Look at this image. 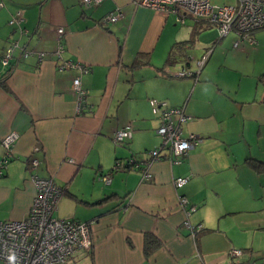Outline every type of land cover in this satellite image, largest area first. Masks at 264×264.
<instances>
[{
    "label": "crops",
    "instance_id": "1",
    "mask_svg": "<svg viewBox=\"0 0 264 264\" xmlns=\"http://www.w3.org/2000/svg\"><path fill=\"white\" fill-rule=\"evenodd\" d=\"M2 1L0 56L12 40L33 53L23 56L15 49L8 74L0 64V140L12 130L19 135L0 176V219L27 214L36 195L35 173L64 188L56 216L91 224L92 252L77 249L66 264H261L264 32H251L254 43L246 38L237 47L230 32L212 55L217 32L209 41L199 40L198 21L189 19L185 33L174 28L172 13L136 6L134 0L89 6L80 0ZM17 10L22 21L10 24ZM118 10L115 21L100 23ZM59 26L62 57L86 62L88 72L56 68ZM189 45L198 48L193 60L186 54ZM209 49L197 76L177 75L183 68L194 71L195 60ZM37 51L44 52L41 60ZM76 76L86 90L79 112L72 88ZM150 98L183 106L191 116L181 124L183 134L202 139L177 163L153 161L152 177L142 179L139 169L125 163L144 161L160 144ZM128 124L130 138L114 143V131ZM28 157L39 160L33 170ZM116 159L122 166L105 184L100 176ZM176 176H188L177 189ZM178 194L196 206L188 217L203 226L195 239L183 225ZM147 234L158 243L150 252ZM231 248H240L241 255L229 256Z\"/></svg>",
    "mask_w": 264,
    "mask_h": 264
},
{
    "label": "built area",
    "instance_id": "2",
    "mask_svg": "<svg viewBox=\"0 0 264 264\" xmlns=\"http://www.w3.org/2000/svg\"><path fill=\"white\" fill-rule=\"evenodd\" d=\"M100 1L80 0V3L89 6ZM134 4L172 13L180 24H184L186 19L203 20L216 28L218 38L235 32L234 47H237L239 42L246 38L254 43V40L248 35L258 28H264V0H235L234 3L226 1L222 4L213 0H134ZM2 5L3 3L0 1V7ZM119 15V10L109 13L100 19V23L115 21ZM21 21V10H17L10 18L9 23ZM56 33L58 39L54 50L57 59L56 68L58 70L77 68L80 73L88 72L90 67L86 62L62 57L64 45L61 39L64 35V28L57 27ZM15 49H19L23 56L33 53L32 50L20 46L17 40H12L0 56L2 66L9 65ZM209 52L210 49L201 58L195 60L197 68L194 71L183 68L177 72V75L181 77L197 76ZM35 54L41 60L44 52L37 51ZM72 88L77 98L76 111L79 112L82 99L86 94V90L81 87L79 76L73 78ZM149 104L151 112L159 119L156 133L161 139L160 144L148 150V158L142 162L133 158L127 160L130 167L140 170L142 179L152 177L149 165L153 161L166 158L170 163H177L202 139V136L198 134H183L181 124L191 119V116L184 111L183 106L172 107L166 101L156 98H150ZM131 132L132 127L128 124L115 130L112 139L114 143H121L130 138ZM18 136V132L12 130L1 137L0 145L4 149V153L0 156V176L4 174L8 162L13 158L12 147ZM26 161L31 170L39 164V160L35 157H28ZM121 166V161L116 159L111 170L102 174L100 179L105 184H109L112 172ZM31 178L36 188V195L27 214L21 219H0V264H66L77 249L86 251L90 249L92 245L91 224L77 219L56 216L55 211L58 201L64 193V188L51 177H41L32 173ZM187 180L188 176H176L172 179V185L177 189L182 187ZM177 205L184 212L183 225L187 228L188 235L195 239L203 226L201 223L192 224L188 217L195 211L196 206L191 204L183 194L177 195ZM241 253L240 248L228 250L231 257L239 256ZM261 264H264V258L261 259Z\"/></svg>",
    "mask_w": 264,
    "mask_h": 264
},
{
    "label": "rangeland",
    "instance_id": "3",
    "mask_svg": "<svg viewBox=\"0 0 264 264\" xmlns=\"http://www.w3.org/2000/svg\"><path fill=\"white\" fill-rule=\"evenodd\" d=\"M214 2H216V3H218V4H222V3H225L226 1L227 2H229V3H234L235 2V0H213ZM191 21L192 20H189V19H186V25H180V23H178L177 21V23L178 24H174V28H176V29H178V28H183L184 29V32L186 33V31L187 30H185V29H188V25L191 23ZM198 32H196V33H198V36L197 37H199V40H205L206 39V41H209V39L211 38V37H216L217 35H216V29H215V27L211 24V25H207V24H199L198 25ZM257 31H261V32H264V28H258V29H256ZM231 33H234V32H231ZM196 37V38H197ZM224 39H221L218 43H216L215 45H213V44H211L210 45V48H212L213 49V47H215L214 48V50H213V52H212V55L215 53V51L220 47L219 45L222 43V41H223ZM189 46H191V45H189ZM197 51H198V48L195 46V45H192L191 47H189L188 49H187V51H186V54L187 55H192L193 56V58H191L192 60L194 59V58H196V57H198V54H196L197 53ZM202 57V56H201ZM200 57V58H201ZM156 58L158 59V58H160V57H154V59L156 60ZM161 58H163V57H161ZM211 58V57H210ZM199 59V58H198ZM160 141H161V139H160Z\"/></svg>",
    "mask_w": 264,
    "mask_h": 264
},
{
    "label": "trees",
    "instance_id": "4",
    "mask_svg": "<svg viewBox=\"0 0 264 264\" xmlns=\"http://www.w3.org/2000/svg\"><path fill=\"white\" fill-rule=\"evenodd\" d=\"M0 1H2V0H0ZM2 3H3V1H2ZM3 6V5H2ZM196 21H198L200 24H207V25H211V24H209V23H206V22H204L203 20H196ZM194 29H197L196 28V26L194 27ZM193 32H195V30H193ZM253 32V31H252ZM192 35H193V33H192ZM219 40H220V38H217L216 39V41H214V43H213V45L214 44H216L217 42H219ZM183 44L185 43V42H182ZM186 43H192V38L190 39V40H188V41H186ZM176 47V46H175ZM10 64V63H9ZM10 67H8L7 66V70L5 71V73H3V75L4 74H8V72L10 71ZM262 77H264V74H262ZM262 77H260V80H262V81H264V78H262ZM148 158V157H147ZM125 166H127V167H129L130 165L127 163V161H126V163H125ZM109 197H111V196H107V197H104L103 199H101V200H99L100 202L101 201H105V200H107ZM145 247H146V251L147 252H150V250L152 249V248H154V245H158V243L156 242V239L153 237V235H150V234H147L146 236H145ZM89 251H91L92 252V245H91V247H90V249L88 250V252Z\"/></svg>",
    "mask_w": 264,
    "mask_h": 264
}]
</instances>
